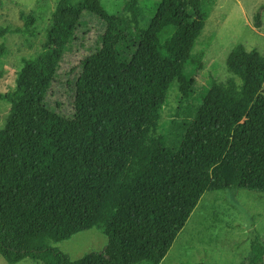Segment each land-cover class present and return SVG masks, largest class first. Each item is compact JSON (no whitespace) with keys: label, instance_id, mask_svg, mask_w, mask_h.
Returning a JSON list of instances; mask_svg holds the SVG:
<instances>
[{"label":"trees","instance_id":"trees-1","mask_svg":"<svg viewBox=\"0 0 264 264\" xmlns=\"http://www.w3.org/2000/svg\"><path fill=\"white\" fill-rule=\"evenodd\" d=\"M211 2L161 0L147 24L139 0H123L117 16L102 0L61 2L42 50L22 58L15 88L0 93L11 104L0 129V254L9 263L29 257L44 264H161L208 188L264 191V53L237 43L227 58L232 75L205 95L187 76ZM89 15L110 30L93 49L74 41ZM255 18L261 26L260 11ZM32 22L26 18L27 27ZM15 30L0 28V37ZM145 41L182 95L200 106L177 149L155 139L142 172L116 183L123 201L100 206L90 195L93 135L82 114L66 113L50 94L63 76L66 83L77 76L93 103L87 63L110 51L129 63ZM94 227L108 238L101 251L72 259L55 245ZM240 264H264V241L255 237Z\"/></svg>","mask_w":264,"mask_h":264},{"label":"rangeland","instance_id":"rangeland-1","mask_svg":"<svg viewBox=\"0 0 264 264\" xmlns=\"http://www.w3.org/2000/svg\"><path fill=\"white\" fill-rule=\"evenodd\" d=\"M62 1L0 0V28L18 29L0 37V93L15 88L22 58L37 57L42 50ZM159 1L139 0L143 24L155 14ZM102 3L112 15L124 13L123 0ZM211 4L187 67L188 78L204 95L214 82L232 75L227 58L237 43L264 53V0H212ZM259 11L258 27L255 15ZM27 17L33 18L28 27ZM109 31L107 24L89 15L74 41L78 47L93 49ZM78 55L73 53L70 59L75 61ZM130 57L128 63L110 51L101 60L87 63L84 71L93 89V103H89L77 76L70 83L63 76L50 94V102L60 103L66 113L82 114L85 129L93 135L95 185L90 195L100 206H118L123 201L124 189L116 183L132 181L142 172L156 152L155 139L177 149L200 106L199 100L182 95L173 74L158 60L149 42L142 43ZM10 106L8 100L0 98V129L6 124ZM255 237L264 241V191L210 187L161 264H240ZM107 242V236L94 227L55 245L78 259L103 250ZM0 264L44 263L29 257L9 263L0 254Z\"/></svg>","mask_w":264,"mask_h":264}]
</instances>
